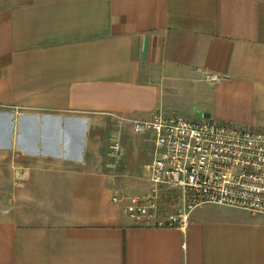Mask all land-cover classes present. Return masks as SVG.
<instances>
[{"label":"crops","instance_id":"0c3cea01","mask_svg":"<svg viewBox=\"0 0 264 264\" xmlns=\"http://www.w3.org/2000/svg\"><path fill=\"white\" fill-rule=\"evenodd\" d=\"M159 109L264 130V0H0V264H264V213L112 199L110 123Z\"/></svg>","mask_w":264,"mask_h":264},{"label":"built area","instance_id":"2783aa9c","mask_svg":"<svg viewBox=\"0 0 264 264\" xmlns=\"http://www.w3.org/2000/svg\"><path fill=\"white\" fill-rule=\"evenodd\" d=\"M133 127L137 133L152 131L154 148L146 164L149 191L112 197L124 202L130 217L184 226L188 212L203 203L264 213V130L162 109L148 119H134ZM120 152V141L113 139L109 154Z\"/></svg>","mask_w":264,"mask_h":264},{"label":"rangeland","instance_id":"374dc122","mask_svg":"<svg viewBox=\"0 0 264 264\" xmlns=\"http://www.w3.org/2000/svg\"><path fill=\"white\" fill-rule=\"evenodd\" d=\"M119 129L122 131L120 135ZM107 135L108 145L113 139H118L124 145L118 157L109 158V165H107L114 174L113 183L116 187L113 195L131 196L147 193L149 189L147 190L146 184L149 181V174L146 164L153 158V132L148 130L146 133H137L133 129L132 122H124L122 125L111 122ZM20 168L21 166L13 168L16 178L13 186H18L21 183L20 180L24 178L22 177L24 169Z\"/></svg>","mask_w":264,"mask_h":264}]
</instances>
